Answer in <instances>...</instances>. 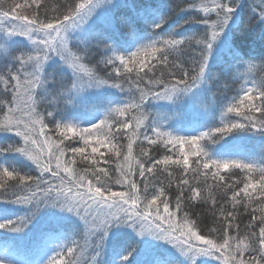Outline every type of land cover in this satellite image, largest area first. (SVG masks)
Here are the masks:
<instances>
[{
    "label": "snow or ice",
    "instance_id": "1",
    "mask_svg": "<svg viewBox=\"0 0 264 264\" xmlns=\"http://www.w3.org/2000/svg\"><path fill=\"white\" fill-rule=\"evenodd\" d=\"M241 2L181 0L173 11L187 13L184 24L202 25V29L191 35H178L176 29L163 32L167 18H161L152 22L148 42L139 43L127 54L118 52L108 36L90 40L84 47L74 46L73 32L87 23L97 8L128 7L131 14L122 15L119 23L136 41L138 25L158 15L150 6L138 9L113 0H65L49 14L44 0H24L7 10H2L0 3V33L8 38L23 37L31 45L27 51L11 54V66L0 70V133L19 138L7 151L31 160L38 172L0 169V203L28 208L24 216L0 222V230L23 233L43 208L51 207L76 217L83 227L70 238L55 231L41 233L37 246H51L52 251L44 264H99L109 234L117 227H129L140 237L163 241L189 264L203 257L217 264H264V160L257 164L243 156L233 158L234 145L226 141L233 133L264 137V79L242 75L240 92L224 106L219 124L214 122L215 94L201 103L202 114L212 122L207 131L196 134L174 135L147 110L158 101L176 103L209 84V58ZM254 12L256 23L264 25V0ZM232 54L240 55L238 49H232ZM97 56L99 59H93ZM56 58L71 72L72 80L65 83L61 78L53 96L46 87L52 81L46 68ZM245 62L240 59L238 68ZM257 67L264 74V63ZM102 87L117 89L124 98L109 104L99 124L80 127L53 122L50 105L79 103L89 89ZM228 114L238 119L226 118ZM49 123L53 129H48ZM101 125L107 127L106 132ZM78 128L83 146L65 145L67 133ZM61 129L57 142L52 135ZM97 134L103 138L91 144V152H99V158H92L89 169L72 167L76 161L64 159L67 152L83 156L90 146L88 137ZM134 145L139 147V156L132 164ZM216 145L221 150L214 154L212 146ZM105 146L112 149L111 156L122 160L100 152ZM161 146L165 152L155 156ZM190 156L195 157L191 167ZM101 162L115 164V168L109 170ZM159 165H175L182 172L177 177ZM162 172L167 176L161 178ZM257 172L258 176L254 175ZM173 184L176 190L170 194ZM257 199L259 205L253 207ZM195 203L211 205V225L206 230L190 218L188 208ZM241 205L245 213L251 207L247 224L238 219ZM131 255V251L123 255L120 264H128Z\"/></svg>",
    "mask_w": 264,
    "mask_h": 264
},
{
    "label": "trees",
    "instance_id": "2",
    "mask_svg": "<svg viewBox=\"0 0 264 264\" xmlns=\"http://www.w3.org/2000/svg\"><path fill=\"white\" fill-rule=\"evenodd\" d=\"M24 0H0L3 4L2 10H7L16 3H23ZM102 3V0H97ZM181 0H113L114 4H133L139 9L142 6H150L158 13L149 17V23L141 22L137 27V40L135 42H145L152 32V22H159L161 18H167L162 31L169 32L173 29L177 30L178 35L189 34L193 31L202 29V25L184 24L187 18V13H180L178 9L173 11V8L179 4ZM261 0H242L240 7L237 9L236 15L229 27L225 30L221 41L215 46V50L209 58V84L202 85L200 89L193 91V94L184 97L182 100L172 103L167 101H158L147 106V110L154 113L165 125L166 130L173 132L174 135H182L189 130H200L205 128L212 121L210 118L202 114L200 105L207 102L215 94V107L213 114L214 122L220 123L222 110L226 104L231 101V98L237 96L240 92L241 85L244 80L242 75H247L249 62L253 65L250 76L257 80L264 79V74L258 72L260 64L264 63V39H261L264 25L256 23L257 16L254 12L258 8ZM45 5L52 14V10L65 3V0H44ZM18 12L25 11L26 14H31L30 10L17 9ZM96 13L89 19L87 23L73 32V45L84 47L88 41L95 42L102 36L110 37L109 43L117 49L121 54H126L134 50V41L127 34L120 23L119 18L122 15H129L128 7H119L113 9L112 5H106L104 9H96ZM182 25V27H180ZM83 42V43H82ZM31 47L30 43L23 37L8 38L3 33H0V70L7 66H11V54H20L27 51ZM232 49L239 50V56L232 54ZM93 59H99L94 57ZM240 59L245 60L243 67H239ZM91 67V65H89ZM46 70L51 74L52 81L46 86L48 92L53 96L59 91V81L63 78L65 83H70L72 80L71 72L64 66L58 58L49 61ZM227 97V99H226ZM124 98V95L117 89L110 87L89 89L79 103H57L50 105L49 110L53 112V122L73 123L79 126H86L90 121L101 113H104L109 104L119 102ZM43 111V109H41ZM226 118L238 119L234 114H228ZM108 123H111L109 120ZM54 125L49 123L48 129H53ZM103 131H107L105 125H101ZM64 129L57 130L53 133L52 138L57 142L61 139L59 132ZM95 131V130H93ZM131 131V129H129ZM102 134L88 137L90 146L86 148L85 154H73L67 152L64 159H75L76 163L72 167L77 170H85L92 167V158H99L98 153L91 152V144H95L98 139H102ZM19 138L10 133H0V169L3 167L15 168L21 174L28 173L38 175L35 171V165L31 160L20 155L19 153L9 152L7 148L18 142ZM229 145H234L233 158L243 156L249 160L260 164L264 160V137L252 135L250 133H233L231 137H226ZM121 143L126 144L127 140H122ZM139 142H137L138 144ZM201 143H204L202 141ZM223 143V141H221ZM75 144L83 146V140L80 139L79 128L76 132H68L65 139V145ZM155 147V146H153ZM215 150L214 154L221 150L220 145L212 146ZM100 152L111 156L112 149L105 146L100 148ZM174 152L178 151L173 149ZM185 151L188 147L185 146ZM165 149L161 146L154 151L155 156H161ZM132 164H135V159L139 156V147L133 146ZM177 158L176 156L173 157ZM112 160L121 159L122 157L111 156ZM195 157H189L190 167ZM101 166L115 168V164ZM161 169L168 168L177 177L181 174L182 169L175 165H159ZM239 173V170H235ZM90 175V172L87 173ZM228 175V173H221ZM258 172L254 175L258 176ZM191 175V172H189ZM167 176V172L161 173V178ZM243 178V173H240ZM9 183H13L9 181ZM211 184L212 181H209ZM119 186H115L114 190H118ZM176 185L173 184L168 192L174 194ZM251 190V189H250ZM215 191V190H214ZM243 195V194H242ZM255 195V193H254ZM259 205V200H254L253 207ZM230 207V206H229ZM190 218L197 220L201 228L206 230V226L211 225V205L203 203H195L188 208ZM28 212V208L23 205H15L10 203H0V219H17L24 216ZM241 216L238 217L242 224H247L251 212V207L245 213L243 206H240ZM259 215V213H257ZM82 224L79 220L69 213L61 212L58 208H43L35 220L29 224L28 229L23 233H12L6 230H0V256L13 257L22 264H35L41 258V249L37 246L36 240L43 232L55 231L62 233L64 238L75 237L82 230ZM132 252L129 257L128 264H189L186 257L182 256L170 245L163 241L155 240L150 236L140 237L136 232L129 227L114 228L105 244L102 258L99 264H120L123 255ZM196 264H217L216 261L207 257L200 258Z\"/></svg>",
    "mask_w": 264,
    "mask_h": 264
},
{
    "label": "rangeland",
    "instance_id": "3",
    "mask_svg": "<svg viewBox=\"0 0 264 264\" xmlns=\"http://www.w3.org/2000/svg\"><path fill=\"white\" fill-rule=\"evenodd\" d=\"M139 43H141V42H135L134 41V46L136 47V46H138V44ZM134 50H135V48H134ZM133 50V51H134ZM127 53H129V52H127ZM126 53V54H127ZM253 68V67H252ZM252 68L250 69V68H248L247 69V76L249 77V78H251L252 76H250V73L252 72ZM116 102H112V104L114 105ZM105 113V112H104ZM104 113H101V114H99L98 116H96L95 118H93L91 121H90V123L88 124V125H86V126H80V127H91V125L92 124H94V123H100V119L103 117V115H104ZM222 114H223V110H222ZM73 124V123H72ZM202 130H206L205 128H202V129H200V130H198V131H196V130H193V131H188L187 133H185V134H182V135H190V134H196V133H198L199 131H202ZM4 220H1L0 219V222H3ZM52 254V251H51V246H49L48 248H42L41 249V258L38 260V262H36L35 264H44V262L47 260V258H48V256L49 255H51ZM0 261H4V264H22L21 262H20V260H18V259H16V258H13V257H6V258H4V257H1L0 256Z\"/></svg>",
    "mask_w": 264,
    "mask_h": 264
}]
</instances>
